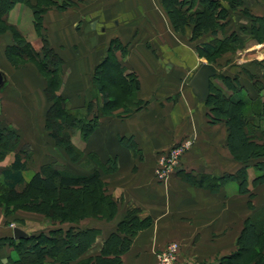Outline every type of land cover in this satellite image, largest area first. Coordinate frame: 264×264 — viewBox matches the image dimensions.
<instances>
[{
	"label": "crops",
	"instance_id": "obj_1",
	"mask_svg": "<svg viewBox=\"0 0 264 264\" xmlns=\"http://www.w3.org/2000/svg\"><path fill=\"white\" fill-rule=\"evenodd\" d=\"M31 1L32 5L37 3ZM54 1L68 5L65 9L49 8L43 16L44 33L49 45L68 64L66 70L75 63L80 77L93 76L95 68L105 59L104 51L116 39L129 50L122 58V64L130 73L138 75V98L146 105L137 112L134 109L129 116L102 120L84 143L93 149L102 163H118V170L105 176L119 205L115 223L123 220L124 209L130 205L141 209L144 216L153 220L150 228L132 238L130 249L121 257L122 263L157 264V255L171 243L180 245V264H219L236 253L237 241L246 222L255 212L264 211V197L260 196L264 195V185L255 192L257 196L251 209L248 197L232 183L219 189L204 186L209 180L206 177L235 174L238 165L228 153L225 128L221 126L218 131L217 126L202 121L201 115L207 113L204 112L207 107L193 94L190 82L207 61L199 58L194 49L214 45L235 33L241 39L236 49L260 50L259 58L253 59L257 61L244 59L248 53H240L239 64L243 67L236 72L241 80L249 82L252 90L249 86L246 88L256 95L254 99H259L254 93L255 79L249 74L261 76L260 81H264V39L262 42L256 40L255 46L249 47L246 38L254 27L261 26L255 19H264V0H240V3L219 0L228 17L216 20L214 26H200L199 31L209 38L207 41L205 37L192 39L197 14L206 8L204 0ZM176 10L188 18L177 28L172 14L181 15L176 14ZM237 18L239 26L232 28ZM6 21L36 49L41 47L34 12L29 5L16 4L7 13ZM218 24L223 26L218 27ZM14 45L12 31L0 34L3 104L6 109L15 108L17 114L28 113L25 107L30 104L32 111H37L39 119L44 121L49 108L45 94L47 81L34 65L23 68L12 65L7 51ZM212 65L219 70L218 64ZM21 119L24 120L23 117L15 118L13 129L24 127ZM192 131L190 138L196 142L193 153L184 159V166L171 176L168 185L160 184L154 175L158 155ZM217 161L222 163L218 165ZM223 162L229 165L225 164L224 168ZM202 176L206 177L202 179ZM187 179L200 181L192 185ZM100 240L98 253L103 248L102 241L107 239L102 236Z\"/></svg>",
	"mask_w": 264,
	"mask_h": 264
},
{
	"label": "rangeland",
	"instance_id": "obj_2",
	"mask_svg": "<svg viewBox=\"0 0 264 264\" xmlns=\"http://www.w3.org/2000/svg\"><path fill=\"white\" fill-rule=\"evenodd\" d=\"M53 7L59 9L57 5ZM239 21V18H237L231 27L238 28ZM20 34L22 38L31 46L33 50L32 52L37 59L35 61L42 62L44 41L47 40L44 28L42 29L41 36L39 35L41 38V47L39 49H36L32 43L27 41L22 33ZM205 36L203 34L200 37ZM238 37H240V35ZM208 39V36L204 38L205 41ZM246 39L248 41V44L246 43V45H249V47L255 46L257 41L252 33L247 36ZM239 41H241L240 38L237 42ZM17 44L18 43L15 40V45ZM232 44L235 46V41H232ZM24 48L27 50L29 49L26 48V46ZM194 51L199 58L218 64L219 73L230 74L232 76L237 75L236 72L243 67L239 64V60L242 58L239 56L240 53H248L243 58L253 60L255 57L259 58L258 55L260 52V50L258 51L255 48L248 50L230 48L222 52L219 51V53L215 54V56L211 58H206L200 55V51L198 49H194ZM57 52L56 54L62 59ZM128 52V48L126 46L124 47L120 41L116 39L112 40L110 42V47H108L103 54V57L107 58V63L102 65L103 61L101 60L102 62L95 68L93 76L85 74L80 77L78 66H76L75 63L74 65H71L70 70H66L69 66L64 62L60 73L61 81L58 83L59 91L57 94L63 99V104L61 105L62 109L70 110L79 122L75 124L76 126H70L67 129H62L60 132L62 133L61 144H58V141L52 136V133H57V131L51 130L47 126L48 116L52 110V102H50V100H48L49 108L47 113L44 115L45 120L41 121L38 117L37 111H35V113L34 110L32 111L33 107L29 106L30 104L25 107L27 111H29L26 114H17L15 108L6 109L3 104L4 102L2 101L3 94H0V125L11 129L12 124H15V118L23 117L24 119H21L24 127H20L17 128L18 130H15L19 134V143L16 146L15 144H11L8 149H4L0 152V264H67L69 256L73 258L71 264H80L81 262H89L90 264L93 262L92 264H99V259L102 258L103 253L102 247L100 252H97V246L98 242L101 241L100 239L102 236H105V238L108 239L110 238L109 235H114V232L118 233L121 238H126L128 236L126 232L139 229V224L133 222V219L130 217L129 219L133 222L132 227L129 226L128 223L127 225H120L122 221L127 219L130 211H132V214H135L137 209H139L134 205L126 206L124 209L123 220L116 224L114 220L117 217L119 205L118 201L115 200L117 203L116 216L112 220L106 218L111 214L112 210L105 204L103 197L107 195L111 196L113 199L114 197L109 190V184L107 183L105 176L114 174L118 170V163H102L97 154L93 152V149L91 150L90 146L84 144L99 128L102 120L112 116L123 118L134 112V109L136 110L135 112H137L146 106L144 102L138 98V75L134 72L130 73L127 67L122 64V58H124ZM14 58L15 61L18 62V66L12 64L14 67L23 68L28 65H34L37 72L47 81L48 77L46 74L48 73L45 68L44 71H41L37 65L29 62L31 60H28L26 57L14 56ZM207 61L205 63H207ZM119 63L122 69L120 70V74L118 76ZM243 71L245 72V70ZM115 72L117 74H115ZM57 74H50V76L57 77ZM121 74H124V77H122ZM129 74H132L136 79L134 82H128L129 78L127 75ZM249 76L251 79H255L254 93L256 92L258 94L259 99L257 100L253 97H256V95L250 94V91L246 88L249 86V82L241 80L238 75L236 77L239 81H234V83L236 82V84L239 85L237 93L234 91L230 81L228 80L215 78L212 80V83L214 85V93L216 95L223 96L224 94L228 100L230 99L229 102L237 101L240 104L242 101L248 103V106H246L244 111L241 110L240 104L239 111L240 113H248L249 116H254L257 120L256 125L250 126V136L252 137L250 141L253 143L249 144L242 141L240 133H238L237 129L230 126L227 117H221V119L215 120L213 115L217 116L219 113H210V109L206 106L207 109L204 112L207 113L205 115H201L202 121H206L209 125L217 126L216 129L218 131L221 126L225 128V131H227V150L229 151L228 153L232 155L233 161L236 162V165H238V170L235 174H226L222 178H212L206 176H202L201 178L203 179L206 177L209 179L207 180L208 182H206V185H204L207 187L214 186L219 189L229 185L230 183L237 186L239 192L248 197L249 207L251 209V207H254L253 200L257 196L256 191L259 190L258 188L260 186L264 185V181L254 184V181L257 178L264 176V114L263 111L261 112V109L264 108V81H260L261 76H252L251 74H249ZM101 87L107 90L112 106L109 104L108 107L106 104V95L100 91ZM47 88L48 81L46 89ZM249 89L252 90L250 86ZM69 94L72 96L70 97ZM21 103L24 104L23 106L26 105L23 101ZM23 106L22 108H24ZM258 111L259 115L255 116L254 114L258 113ZM83 123H90L91 125L88 124L89 126H83ZM81 125L83 128H80ZM208 129L209 128L206 127V132H208ZM210 131L212 132L213 130ZM192 133L193 131L186 134L179 142L170 146L169 149L162 151L158 155L154 175L160 184L168 185L170 183L171 176L178 171V169L184 166V159L193 153L192 150L196 142L190 138V134ZM1 135L2 137L6 136L5 134ZM231 135L232 139L230 140ZM66 143H69L74 147V151L71 152L72 154H69L66 151ZM174 150L179 151L177 159L178 165L173 168L172 172H170L165 179L161 180L158 177L157 172L162 167L161 165L163 163V159H166L165 161H167L168 158L171 157V152ZM134 152H136V150H134ZM18 156H20L22 161L26 163V169L23 172L25 181L12 189L7 185L3 176V171L10 169ZM75 156L78 158L77 160H74ZM247 158H251L249 160L250 162H247ZM221 163L222 161H217L218 165ZM223 163L224 168L225 164L227 166L229 165L225 162ZM44 165H54L53 167L64 169L76 175H91L95 171H98L103 181V190L100 194H97V192L84 194L80 193L82 197H76L77 194L74 192H47L29 188L28 182L41 170ZM246 168L247 183L241 186V179L243 176H240V171ZM166 169L169 168L166 167ZM249 170H251V172H249ZM236 175L240 176L239 179L230 177ZM187 180L192 185L194 183L198 184L200 181L199 179L198 181L193 179ZM246 189H248V191ZM243 190H246V192L243 193ZM262 195L260 196L264 197V195ZM140 211L141 219H152L151 217L144 216L141 209ZM251 219L252 222L257 224L263 222L264 211L261 210L259 212H255ZM17 227L27 232L30 236L39 237L40 235H52L54 238L55 236L57 237L56 233H58L54 231H58L59 229H63L65 232H73L77 235H79L80 232V234H82V232L88 230L89 236L79 237V235L76 239H70V237H68L69 241H67V243H71L72 248L65 252V257L62 256L60 252H57L55 248L52 252H47L48 254H46L44 258L41 256L42 250L39 247H35V245H38L36 244L37 241H35V243L19 242L27 237L20 240H16L14 238V228ZM122 230H125L126 232L124 233ZM144 230L138 231V234ZM92 240H94V242L83 253H81V247L79 248L75 246L77 243L81 245V242H83V244H90ZM49 241V239L45 242H42V239L39 240L43 246H48L51 243ZM104 241L101 243L102 246ZM113 243H118V240L112 238L110 240V244ZM32 246L36 249V254H29L28 248ZM103 264L105 263L103 262Z\"/></svg>",
	"mask_w": 264,
	"mask_h": 264
},
{
	"label": "trees",
	"instance_id": "obj_3",
	"mask_svg": "<svg viewBox=\"0 0 264 264\" xmlns=\"http://www.w3.org/2000/svg\"><path fill=\"white\" fill-rule=\"evenodd\" d=\"M37 3L35 5L31 4V0H0V34L6 32L7 30H10L13 32L17 45L8 48L7 54L9 60L12 62V64L18 66V62L15 61L14 56L17 57H26L28 60H31L29 62L34 63L37 65L41 71H44V68L47 70V73L45 72L46 76L48 77V88L45 90L46 96L50 102H52V110L50 111V115L48 116L47 120V126L51 130H56L57 133H52V136L58 141V144H61L62 140V129H67L68 127L76 126L75 124L78 123V119H76V116L70 111V110H63L61 105L63 104V99L57 94L59 91L58 83L61 81V70L62 66L64 65V61L56 54L54 49L51 48L47 40L44 41V50H43V59L42 62H36V56L32 52L31 46L22 38L21 34L12 26H10L6 21V15L7 13L18 3H24L29 5L33 12L35 17V27L39 35L41 36L43 26V16L44 14L49 10V8L53 6H58L59 9H65L68 4H57L54 0H36ZM238 3H240V0H236ZM205 9L202 12H199L196 18V24L197 27L195 28L194 34L192 39H196L203 35L200 26H214V23H216V20L225 19L228 17V12L226 9L223 8L222 4L219 0L208 1L204 0ZM182 11H177L176 14H180ZM181 15V14H180ZM185 15V16H184ZM172 20L174 21V24L179 26L180 24L185 23V21L188 19L186 18V14L181 15V17L175 16L174 13L172 14ZM192 19V17L190 18ZM226 20V19H225ZM181 22V23H179ZM255 23H259L261 26L259 28L254 27L252 34L254 38L262 42L264 39V19L256 18ZM221 27L223 25L218 24V27ZM239 39L238 35L233 33L229 36H227L223 41L217 42L214 45H203L198 50L200 51V55L202 57L211 58L215 56V54L228 50L230 48L236 49V46L241 44V42H237ZM232 41H235V46H233ZM237 43V44H236ZM29 48L28 50L24 47ZM15 54V55H14ZM34 61V62H33ZM107 63V58L104 59L102 62V65ZM211 64L214 62L210 61ZM119 65V71L118 76L120 74V70L122 69L120 63ZM58 73V74H57ZM50 74H57V77L50 76ZM115 74H117L115 72ZM101 76V75H100ZM122 77H124V74H121ZM129 80L128 82H134L136 79L132 74L127 75ZM217 78H222L224 80L230 81L234 91H238V78H231L224 76L223 74H218ZM234 81H236L234 83ZM137 85V84H136ZM138 89L140 88V84L138 82ZM100 91L103 92L104 95H106V104L109 107V104L112 106V102L109 100V94L105 88L101 87ZM222 98V99H221ZM230 100V99H229ZM228 98L223 94V96H218L214 93V85L211 82V92L207 99V101L204 103L209 109L210 113L212 114H218L217 116L213 115L215 120L221 119V117H227L230 123V126L234 129H237L238 133H240L241 140L245 143L252 144L253 142L250 141L252 137L250 126L256 125L257 120L254 116H249L247 113H240L239 108L241 104V110H245L246 106H248V103L245 102H229ZM110 106V107H111ZM264 107V103H263ZM242 111V112H243ZM263 111L264 114V108L261 109V112ZM260 112V113H261ZM255 116H258L259 113H255ZM75 118V119H74ZM61 121V122H59ZM82 121V120H81ZM90 123H83V126H89ZM80 128H83L82 125ZM1 134H5L6 136L2 137ZM232 139V135L230 136V140ZM19 143V134L15 131V129H10L6 126L0 125V152L4 149H8L11 144H15V146ZM66 151L69 154H72L71 152L74 151V147L70 145L69 143L65 144ZM79 156V155H78ZM78 158L75 156L74 160H77ZM251 158H247V162H250ZM54 165H44L41 170L36 173L28 182V187L33 188L35 190L39 191H47V192H57V191H63V192H74L76 193V197H82L80 193H94L97 192V194H100L103 190V181L101 178V175L98 171H95L91 175H76L69 171H66L64 169H59L56 167H53ZM248 167V166H247ZM263 167V166H262ZM261 168V167H260ZM26 169V163L22 161V158L18 156L15 160V162L12 164V167L8 170L3 171V176L5 181L7 182V185L11 187L12 189L15 188L17 185L22 184L25 181L24 177V170ZM240 176H243L241 179V186L247 183V168L240 171ZM240 176H230L234 179H239ZM232 178V179H233ZM264 181V176L257 178L254 181V184H258L259 182ZM248 191V189H246ZM246 190H243V193L246 192ZM104 201L107 206H109L112 210L111 214L108 215L106 218L112 220L116 216V205L117 203L111 196H104ZM140 209H137L135 214H132V211H130V214L128 215L127 219L122 221L120 225H127L132 227L133 222L136 224H139L137 230L134 231H128L122 230V232H126L128 235L126 238H121L118 233H114V235L110 236L103 245L102 248V258L99 259V264H123L122 263V255H124L131 247L132 245V238H134L138 231L147 229L152 224V219L146 218L141 219V211ZM103 216V215H102ZM133 219V222L131 219ZM149 221V222H148ZM57 237L54 238L52 235H40L38 236H28L26 239H23L19 242H34L37 241L35 247H39L42 251V257L45 258L46 254L52 252L53 249H55L57 252H60L62 256H66L65 252L68 249L72 248L71 243H67L69 241L68 237L70 239H76L79 235V237H87L89 236V231H84L82 234L79 233V235L64 231L63 229H59ZM72 236H71V235ZM114 238L118 240V243L110 244V240ZM42 239V242L47 241L48 239L51 242L48 246L41 245L39 240ZM66 241V242H65ZM65 242V243H63ZM94 242V240L91 241L90 244H83L81 242V245L77 243L76 247H81V253L85 252L91 244ZM64 244V245H63ZM21 245V244H18ZM83 246V248H82ZM29 254H36V249L34 247L28 248ZM48 252V253H47ZM41 257V258H42ZM71 258V259H70ZM69 261L67 264H71L72 257L69 256ZM93 263V262H92ZM91 263V264H92ZM80 264H90L89 262H84ZM219 264H264V220L261 223H254L252 222V219L248 220L245 224V228L242 232V235L240 236L238 240V250L236 253L231 255L230 257L222 259V261Z\"/></svg>",
	"mask_w": 264,
	"mask_h": 264
},
{
	"label": "water",
	"instance_id": "obj_4",
	"mask_svg": "<svg viewBox=\"0 0 264 264\" xmlns=\"http://www.w3.org/2000/svg\"><path fill=\"white\" fill-rule=\"evenodd\" d=\"M219 70L212 64H202L193 76L190 86L193 94L201 103H205L211 92V80L218 76ZM4 83V75L0 73V87ZM28 237V234L21 228L14 229V238L20 240Z\"/></svg>",
	"mask_w": 264,
	"mask_h": 264
},
{
	"label": "built area",
	"instance_id": "obj_5",
	"mask_svg": "<svg viewBox=\"0 0 264 264\" xmlns=\"http://www.w3.org/2000/svg\"><path fill=\"white\" fill-rule=\"evenodd\" d=\"M179 156V151L174 150L171 152V157L166 159H163L162 167L157 172L158 177L163 180L167 177V175L172 172L173 168L177 166ZM169 168V169H166ZM180 245L178 243H171L169 244L165 249H163L158 255H157V264H180Z\"/></svg>",
	"mask_w": 264,
	"mask_h": 264
}]
</instances>
